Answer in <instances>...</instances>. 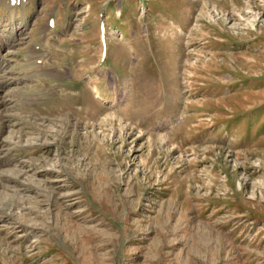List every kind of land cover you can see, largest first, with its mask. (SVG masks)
Wrapping results in <instances>:
<instances>
[{
	"label": "rangeland",
	"instance_id": "1",
	"mask_svg": "<svg viewBox=\"0 0 264 264\" xmlns=\"http://www.w3.org/2000/svg\"><path fill=\"white\" fill-rule=\"evenodd\" d=\"M2 3L0 264H264V0Z\"/></svg>",
	"mask_w": 264,
	"mask_h": 264
},
{
	"label": "bare ground",
	"instance_id": "2",
	"mask_svg": "<svg viewBox=\"0 0 264 264\" xmlns=\"http://www.w3.org/2000/svg\"><path fill=\"white\" fill-rule=\"evenodd\" d=\"M6 4H8V0H6ZM21 8H24V7H21ZM14 31V30H13ZM3 33V32H2ZM18 33V32H17ZM2 36V35H1ZM8 41L9 40H12V38L13 37H15V33H13L12 31H10L9 33H8ZM1 38V37H0ZM7 38V37H6ZM7 41V40H6ZM0 62H1V60H0ZM1 66H3V64H2V62H1ZM0 68H2V67H0ZM12 79V78H11ZM10 82V81H9ZM10 84V83H9ZM11 85V84H10ZM7 86V79H1V81H0V89H2L3 87L5 88ZM1 91V90H0ZM94 91H95V93L97 94V95H99V89L98 88H96V87H94ZM1 100V99H0ZM1 103H2V101H0V105H1ZM3 103H4V101H3ZM12 143V139L11 140H9V144H11ZM11 171H13V170H11ZM14 172V171H13ZM10 173H12V172H3L2 173V175L3 176H6V175H10Z\"/></svg>",
	"mask_w": 264,
	"mask_h": 264
},
{
	"label": "crops",
	"instance_id": "3",
	"mask_svg": "<svg viewBox=\"0 0 264 264\" xmlns=\"http://www.w3.org/2000/svg\"><path fill=\"white\" fill-rule=\"evenodd\" d=\"M35 39H36V37H35ZM35 39L33 41H35Z\"/></svg>",
	"mask_w": 264,
	"mask_h": 264
}]
</instances>
